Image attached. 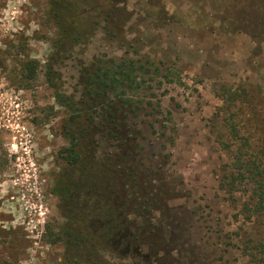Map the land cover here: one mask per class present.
I'll list each match as a JSON object with an SVG mask.
<instances>
[{
  "label": "rangeland",
  "instance_id": "rangeland-1",
  "mask_svg": "<svg viewBox=\"0 0 264 264\" xmlns=\"http://www.w3.org/2000/svg\"><path fill=\"white\" fill-rule=\"evenodd\" d=\"M127 5L132 17L123 38L98 29L53 63L56 90L77 100L78 76L92 60L150 62L143 81L124 94L133 98L131 110L115 101L111 115L89 122L70 120L44 79L57 36L47 0H0V264H71L65 244L51 235L77 229V207L51 189L88 174L97 183L156 188L153 215L167 227L162 236L176 240L170 253L180 264H263L264 184L233 163L240 151L241 159L250 154L239 145L244 135L253 143L263 137L251 125L257 113L264 120V0ZM226 92L236 95L232 103ZM68 126L82 152L72 165L62 151Z\"/></svg>",
  "mask_w": 264,
  "mask_h": 264
},
{
  "label": "trees",
  "instance_id": "trees-1",
  "mask_svg": "<svg viewBox=\"0 0 264 264\" xmlns=\"http://www.w3.org/2000/svg\"><path fill=\"white\" fill-rule=\"evenodd\" d=\"M128 2L129 0H47V19L56 29L57 36L50 41L52 52L44 62L43 75L54 90L56 103L69 110L70 120L83 117L85 121L93 122L94 117L100 114L107 118L112 114L110 108L115 101L127 109L133 108V98L124 94L131 93L143 81V71H149L148 60L142 61L140 57L92 60L81 69L78 76L77 100L56 90L55 80L58 77L53 68L54 62L62 60L72 47L87 42L98 29L104 30L109 37L123 38L125 27L132 17ZM138 12L139 17L141 12ZM148 14V8H145L144 15ZM34 69V63L28 61L25 64L26 76L32 77ZM226 93L228 102L232 103L236 95L233 92ZM75 104H83V108L76 107ZM81 109L84 110L83 114L78 112ZM233 113L230 116L235 115ZM257 114L252 115L251 130L258 131L263 137H258L253 143V135H244L239 145L247 146L250 154L246 159H241L240 151L233 165L241 175L263 187L264 166L261 167V164L264 165V120L258 118ZM228 131L232 137H236L232 118L228 123ZM64 132L69 144L62 148L63 159L72 165L81 159L82 152L77 149L76 137L71 134L69 126ZM107 133L114 136L109 129ZM91 159L93 157L89 156V160ZM96 178H100L98 174ZM51 192L61 199L69 196L70 203L77 207L74 213L77 229H65L61 234L58 231L51 235L52 242L60 240L65 244V260L68 263L108 264L105 255H115L121 260H127L128 264L181 263L179 256L170 253L176 249V240L162 236L163 228L167 227L163 218L153 215L160 209V203L156 200V188L141 184L97 183L88 174L85 179L61 184V188L53 187Z\"/></svg>",
  "mask_w": 264,
  "mask_h": 264
},
{
  "label": "flooded vegetation",
  "instance_id": "flooded-vegetation-1",
  "mask_svg": "<svg viewBox=\"0 0 264 264\" xmlns=\"http://www.w3.org/2000/svg\"><path fill=\"white\" fill-rule=\"evenodd\" d=\"M58 196V195H57ZM59 199H61L59 196H58Z\"/></svg>",
  "mask_w": 264,
  "mask_h": 264
}]
</instances>
